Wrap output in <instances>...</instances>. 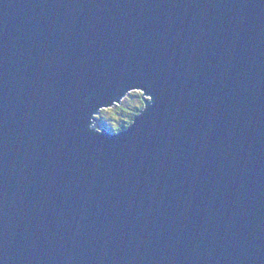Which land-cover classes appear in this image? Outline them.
Wrapping results in <instances>:
<instances>
[{"label":"water","instance_id":"1","mask_svg":"<svg viewBox=\"0 0 264 264\" xmlns=\"http://www.w3.org/2000/svg\"><path fill=\"white\" fill-rule=\"evenodd\" d=\"M0 264H264V0H0Z\"/></svg>","mask_w":264,"mask_h":264},{"label":"trees","instance_id":"2","mask_svg":"<svg viewBox=\"0 0 264 264\" xmlns=\"http://www.w3.org/2000/svg\"><path fill=\"white\" fill-rule=\"evenodd\" d=\"M123 101L121 104L101 111L97 120L102 129L112 133L120 132L128 128L144 108L141 92L134 91Z\"/></svg>","mask_w":264,"mask_h":264},{"label":"rangeland","instance_id":"3","mask_svg":"<svg viewBox=\"0 0 264 264\" xmlns=\"http://www.w3.org/2000/svg\"><path fill=\"white\" fill-rule=\"evenodd\" d=\"M123 102H124V101H123ZM108 115H109V114H107V116H108ZM94 127H95L96 130H99V131H100V130H103V129L99 126V124H96V123L94 124Z\"/></svg>","mask_w":264,"mask_h":264},{"label":"clouds","instance_id":"4","mask_svg":"<svg viewBox=\"0 0 264 264\" xmlns=\"http://www.w3.org/2000/svg\"><path fill=\"white\" fill-rule=\"evenodd\" d=\"M94 127L92 125L89 126V131H93Z\"/></svg>","mask_w":264,"mask_h":264}]
</instances>
